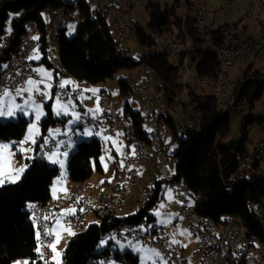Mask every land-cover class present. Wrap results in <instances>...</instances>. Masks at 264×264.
<instances>
[{
	"label": "trees",
	"instance_id": "1",
	"mask_svg": "<svg viewBox=\"0 0 264 264\" xmlns=\"http://www.w3.org/2000/svg\"><path fill=\"white\" fill-rule=\"evenodd\" d=\"M192 4L193 2L190 1L191 6ZM152 5L155 10L150 13V31L180 30L181 0H173L172 5L167 4L163 12L160 3H150L149 6ZM48 6L55 11L61 9L72 11L79 21L77 32L73 36L68 37L64 29L58 36L62 66L61 70H56V73L61 72L87 84H98L111 78L123 67L134 68L139 64H145V67H152L155 70L158 87L168 103L180 93L177 65L166 54L148 57L141 55L139 61L123 57L113 37L106 11L92 7L88 0H0V44L10 37L8 45L0 53V69L1 61H5L15 52L18 41L26 32L27 23L34 22L42 30L45 29L46 23L42 13ZM11 11L18 15L12 23L13 32L2 39L4 26ZM224 26L227 25L220 27ZM187 27L193 35L191 64L196 65L200 76L215 73L219 69L216 55L202 46L192 19L189 20ZM132 34H135L140 45L155 44L138 21L133 25ZM41 40L42 50L46 53L42 61L50 65L46 36H42ZM252 65L254 64L249 65L245 75L237 82L235 96L238 104H244L243 101L247 100L252 107H255V101L261 99L264 91V72L254 69ZM120 87L121 95L132 92L125 79L120 80ZM189 93L192 101L196 102L198 109L203 113L202 131L196 128L188 129L182 131L186 133V137H179L177 124L171 112L160 113L166 129H170L174 137L179 139L178 148L174 153L177 159L174 179L187 184L193 195L200 194L196 207L202 214L217 220L227 215L238 214L243 218L250 234L264 238L260 220L249 206L251 198L260 196L264 198V173L259 172L257 167V170L253 169L240 177L237 172L239 163L248 150L244 147V140L233 142L226 140L227 118L234 109L218 107L213 98L203 95L200 91L192 90ZM121 112L127 120L134 122L139 133L147 138L148 132L143 124V114L140 111H133L127 100ZM244 118L247 122L255 118L260 123L264 122V117H256L251 110L250 115ZM51 121H53L51 115L43 120L44 131ZM25 131V117L19 120L0 121V141L18 142L23 138ZM215 134L220 136L217 137ZM101 153L102 145L98 138L79 142L68 164L72 182L90 179L95 166L98 171L103 172ZM26 163L27 167L22 178L17 181L6 180L0 185V264H13L15 260H19L20 264H25L26 261H30L31 264H41L36 261L39 254L38 232L27 209V202L31 200L47 202L52 197L51 186L59 175L60 168L48 164L44 159H27ZM162 184L161 181L156 183L154 196L150 197L146 207L139 213L112 218L111 225L108 224L109 218L106 216L95 215L93 216L95 221L88 220L83 230L70 240L64 251L62 264H88L94 256L114 258L121 264H139L138 256L132 251L116 249L111 239L107 247L103 248L101 241L108 238L111 228L119 223L144 221L147 224L144 226L156 223L155 217L149 214V209L159 199ZM231 184L235 186L231 187Z\"/></svg>",
	"mask_w": 264,
	"mask_h": 264
},
{
	"label": "built area",
	"instance_id": "2",
	"mask_svg": "<svg viewBox=\"0 0 264 264\" xmlns=\"http://www.w3.org/2000/svg\"><path fill=\"white\" fill-rule=\"evenodd\" d=\"M114 7L116 13L115 23L118 24V28L122 34V38L125 44L132 36L133 22L131 11V0L129 6H122L121 0H108ZM235 0H224V4L231 5ZM98 0H95V7H97ZM221 7L222 14L226 16V6ZM198 11L201 18L203 27L207 29V36L210 38L211 47L218 48L219 51L227 52L226 61V73L229 76V83L223 91L225 107L234 109L240 115L244 116V111H250L242 104L239 105L235 96V82L230 74V70L244 65L254 64L259 60H264V0H249V3L244 11L246 19L254 22L256 35L246 33L243 30L228 31L224 27L221 29L223 34H227L230 40V49L221 50L217 43L214 42V38L210 34L209 25H205L204 15H207L205 11V4L203 0H198ZM67 12V11H66ZM187 12V10H186ZM71 16H74L72 11L67 12ZM186 14V13H185ZM59 17V13L54 15V20ZM54 25H46L42 30L36 23H27L26 32L20 38V45L17 46V52L7 60L1 61L0 69V97L5 89H16L22 83L30 79L34 75L32 62L29 58L34 47V40L30 36V32H36L40 37L50 34L54 29ZM157 33L162 40V47L175 48L176 54L179 57V64L182 58H189V54L193 51V39L191 46H188V56H181L180 44H183L180 40V31L178 41H171L167 30H153ZM10 41V37L5 39V45ZM149 50L148 47L141 45L142 52ZM51 66L56 69L55 58H50ZM191 65V63H190ZM190 74V67H189ZM58 73V72H57ZM58 76V75H57ZM196 78L198 80V88L203 95H207L209 89H213L212 75L200 76L196 70ZM55 93L60 100H71L78 103H91L95 99L99 101V112L94 114L93 109L89 107V110L85 111L83 116V122L86 126H95L102 129L106 136L108 134V127H111V121H107V114H114V118H118V110L116 103H110L108 97H105L104 87L98 91H89L84 86L77 82H70L68 84L62 83L59 77L53 83ZM189 86V91L190 87ZM158 90L157 79L155 70L152 67H146L143 77L139 80V96L148 106L147 114L150 118H156L152 116V108L163 107L166 109V101ZM191 99V97H190ZM192 100V99H191ZM157 103H156V102ZM197 106L195 101H192ZM262 103V109L260 112H264V97L260 99ZM203 113L200 110V115H189L186 112L185 125L195 126L196 117H202ZM130 123V154L127 156V178H118V190L116 193H109L108 186L104 183L103 188L99 193L90 199L89 193L92 190L91 185H86L81 190H72V185L65 191L59 192L58 207H54V210L48 213L49 223L51 227V236H44L46 241V254L50 263L51 245L56 239V235L52 228V217L54 212H59V209L63 206H70L73 211L64 214V221L70 226L73 231L77 230L78 224H83V217H92L97 208H104V216L108 217V224H113L112 219V207L114 205H121V214L119 218L126 216L128 209H132L130 214L139 213L144 207L146 202H149V196L146 193V189H142V185H139L140 195L138 197V203L134 206H126L125 198L130 195L129 182L130 180H139V169H136V160L142 159V149L148 148L145 142H140L136 133L134 122ZM157 123V118H156ZM157 127L160 124L157 123ZM156 135V130H151ZM260 139L257 142V153H264V129H260ZM37 145V151L34 158L44 159L48 153H51L58 148V141L54 138L49 140L39 139ZM151 161H154V169L160 176V181L165 183L167 187L172 191L174 199L181 203L185 216L189 224V232L195 238L194 256L195 260L190 263L188 257H183L182 249L175 244L164 230L163 227H157V225L145 227L142 224L140 226H132V222H123L112 227V235H108L111 240L116 239H128L130 242H140L143 244L151 245L159 252H164V255L168 256V264H245V258L259 257V264H264V238L250 234V231L246 226H240L239 215L231 214L223 217L221 223H213V217L201 216L195 207V200L198 198V194L193 195L190 188L182 181L174 179V173H172L167 153H158V151L151 150ZM147 161H143L145 164ZM264 173V163L256 161V154L246 153L242 158V164H239L238 175L243 177L245 173L257 170ZM27 209L32 210L39 218V211H43V201L31 200V203H27ZM251 210L258 216L262 229H264V212L257 206L256 203L251 202ZM252 240H259V248H252ZM88 264H121L114 258H102L100 256L92 257Z\"/></svg>",
	"mask_w": 264,
	"mask_h": 264
},
{
	"label": "rangeland",
	"instance_id": "3",
	"mask_svg": "<svg viewBox=\"0 0 264 264\" xmlns=\"http://www.w3.org/2000/svg\"><path fill=\"white\" fill-rule=\"evenodd\" d=\"M205 1L207 3L206 12L208 10V19H210L211 17L215 19L214 27H217L218 25H227L233 27L235 30H242L243 27L247 25L250 28L255 29L254 22L245 18L244 12L237 5V1H234L231 5H225L224 0ZM150 3H160V9L163 12L167 8V4L172 5L173 0H141L140 5L136 8L138 22L139 25L148 33L150 32V13L155 10V7L153 5L149 6ZM224 5L226 6V16L222 14L221 10V7H223ZM212 8H217V10L215 12L211 11ZM179 11L180 14L183 12L182 6L181 8H179ZM56 13H59V17L57 20H55V22H52L53 17ZM42 14L43 20L46 22V24H48V26L51 24L54 26L56 25V30L52 31V33L47 36L46 47L49 53L48 56H54V54L55 56L59 55L58 36L60 32L64 29V32L68 37L73 36L77 32L79 21L76 19V15L71 16L70 14H65L62 9L55 11L50 6L45 8ZM16 16H18L16 12H9L4 26L5 31L2 35V39L6 35H9L13 32L12 23ZM236 23H238L239 27L235 25ZM111 31L113 37L116 40V33L112 27ZM33 40L35 45L31 53L29 54V58L31 62L35 61V63H32L34 70V66L37 64V62H42L46 53L42 50L43 41L38 34L33 37ZM7 45H5V41L3 42V44H0V53ZM117 47L123 57H129L134 61H139L141 56V45L135 34H132L126 45H121L117 42ZM53 48H55L54 54L52 53ZM13 54L14 53H12L10 57ZM170 60L176 65L173 59ZM249 65L250 64H244L230 70V74L232 75L235 85L245 75V72L247 71ZM252 66H254V69L264 72V60H259ZM145 68V64H139L134 68L123 67L117 70L114 75L111 78H108L105 82L98 84H87L85 82L82 83L89 89L93 90H97L106 85L111 93V97L117 105V110L120 115L122 114L121 110L123 111L125 102L127 100V102L131 104L133 111H140L143 114V124L146 131L149 132L151 130H157L156 118L159 117L161 122L164 121L158 114L156 115V118L148 117V106L143 103L141 97L133 91L129 92L128 94L121 95L120 87L121 79L127 80L131 77H135L140 80L142 77L139 78V76L141 74L142 76L144 75ZM53 69L50 68L52 72L54 71ZM196 70V65L191 64L188 82L191 85L190 91L195 90L196 92H199L200 89L198 88ZM56 74L58 76H56L55 79H52L49 84L45 83L39 93L33 94L27 99H25V96L18 97L17 100L19 102L13 100L9 102L8 106H0V121L19 120L21 117H25L26 119V131L20 141H14V143L12 141H0V155H2L0 158L2 160V162H0V185L3 184V182H5L6 180L17 181L22 178L25 173V171H22V169L27 166L26 160L32 159L34 157L35 150L37 148V141L39 139L49 140L51 138H54L58 141V148L51 153H48L44 158V160H46L48 164L52 166L56 165L60 168V173L55 178L51 186L52 194L57 195V193L60 191L65 192L66 187L71 184L72 180L70 178L68 164L72 154L77 149V144L81 141H90L94 137L98 138L102 145L100 161L102 166L104 167V170H114L115 174L116 167L120 166L122 167L123 172L127 171V167L129 166L125 162L126 153L128 151L127 146L129 145L130 147V142L122 136L121 128L117 126L114 127L113 133L109 136H106L103 134L102 129L98 127L83 125V116L87 108L83 107L78 102L71 100H60L58 98V95L55 93L53 83L57 77H59L61 81L63 80L59 73ZM34 76L35 70L34 75L31 78H33ZM30 79L22 83L16 89H5L4 91H15L22 85L27 83ZM158 91L161 92L160 90ZM53 93L55 98L53 97ZM178 95H180L181 102L173 98L172 102L168 103L164 98L167 104L165 112H171V115L174 117L175 123L177 124L178 136L184 138L186 137V133L180 130L182 118L179 116V112H182V107L184 109L186 108L184 105L185 97L182 94V91H180ZM22 98L25 102H21L23 101ZM52 99L53 102L50 107H48ZM44 100L45 102H47V104L41 103L44 102ZM243 102L247 109L251 110L252 114H257L262 109V103L260 102V99L255 101V107H252L251 104L247 102V100ZM239 105L242 104L239 103ZM87 106L93 109L94 114H97L99 112V101L97 99L92 101ZM40 112L44 114H39ZM193 113L195 112L193 111ZM48 115H51L53 117V121L50 122V124L46 128V131H44L43 120ZM244 117L245 116L240 115L235 110L230 111L226 125V128H228L226 140L228 142L244 140V147L249 152H253L257 145V142L260 139L261 123L257 120V118H255L253 121L247 122V119H245ZM161 130L164 141L169 145L168 160L171 171L172 173H174L177 160L174 157V153L178 148L179 139L177 137H174V134H172L170 129H166L165 126ZM187 130L188 129L183 131ZM200 130L202 131L203 129ZM215 135H217V137L220 136L218 134ZM106 171L101 172L96 169V166L94 167L93 174L90 179H88V181L93 186L92 190L89 193V197L91 200H93V197H95L99 193L97 188L100 187L101 182L104 183V180H106ZM138 171L143 182L145 183L147 195L149 196V198H152V196H154L156 192V183L160 181L158 172L150 164L141 165ZM114 174H108V178L113 180ZM135 194L136 190L133 189L130 192V196L134 197ZM130 204L132 205V203ZM67 210L68 209L64 206L61 208V212L64 214L67 213ZM131 212L132 209L129 208L126 214L128 215ZM64 214L57 216L52 222V228L56 235V239L51 245L50 262L55 264H62L64 251L67 248L70 240L74 235L83 230L79 229L73 231L70 226L64 221ZM149 214L155 217L154 221L156 223H150L148 226L158 224L159 226L163 227L169 235L170 239L184 251V254L188 257L190 263H192L195 260V238L189 232L188 220L185 216L184 210L182 209L181 203L177 202L174 199L172 191L164 182L161 186L160 197L155 202V204L150 207ZM93 216L90 217L89 222H93L96 220ZM140 224H142L143 226L147 225L144 221ZM109 240V238H104L101 241V247H107ZM113 247L119 249L120 251H132L138 256L139 264H168L167 259L162 257L160 252L151 245L143 244L140 242H123L120 240H113ZM13 264H20V261L15 260ZM25 264L31 263L30 261H26Z\"/></svg>",
	"mask_w": 264,
	"mask_h": 264
},
{
	"label": "bare ground",
	"instance_id": "4",
	"mask_svg": "<svg viewBox=\"0 0 264 264\" xmlns=\"http://www.w3.org/2000/svg\"><path fill=\"white\" fill-rule=\"evenodd\" d=\"M190 1L193 2L192 6L190 5ZM89 4L92 7H95V0H88ZM141 0H131V11H132V22L133 25L135 22L138 21L137 17V11L136 8L140 5ZM183 12L180 16L181 21V28L180 30L174 29V30H167L171 41H178L179 39V31H180V40H182L183 44H180V53L181 56H188V46H191V41L193 39V35L191 34L190 30L187 27V24L190 19L193 20L195 28H196V35L200 39L202 46L209 51H212L219 62V69L211 74L214 84L213 89H209L207 91V96H210L213 98L218 107L225 108V102H224V95L223 91L226 88V85L229 83V76L226 73V61L227 60V52L226 51H219L218 48L211 47L210 45V38L207 36V29L203 27L201 18L199 16L198 11V0H181ZM130 0H121L122 6H129ZM97 7L101 8L103 11H106V14L109 18V21L111 23L112 28L115 30L116 33V40L121 45H126L125 41L122 38V34L118 28V24L115 23L116 20V13H115V7L108 1V0H98ZM65 14H67L66 9H62ZM187 10V12H186ZM206 11V9H205ZM186 13V14H185ZM204 22L205 25H209L210 28V34L214 38V42L217 43V46L221 50H228L230 49V40L229 36L227 34H223L220 28L214 27L215 25L208 19L207 15H204ZM34 23V22H29ZM225 29L228 31H235V29L231 26H225ZM52 29L51 31H53ZM149 37L151 40L154 41L155 44L153 45H144L143 47H148L149 50H146L145 52H142V56L148 57V56H160L161 54H166L170 59H173L177 65V80L180 84L182 94L184 95V105L185 109L182 107V112H179V116L182 118L181 124H180V130H186L190 128H196L201 129V118L202 117H196V124L195 126H186L184 121L186 118V112H189V115H200V109L190 99V91H189V67L191 63V53L189 54V58H182L181 63L179 64V57L176 54L175 48H169V47H162V40L159 37L157 33H154L153 30L149 32ZM20 45V40L18 41L17 46ZM17 52V47L16 51ZM55 58L56 62V69H60L61 61L58 56H53ZM128 84L130 85L132 91L139 94V80L135 77H131L130 79H127ZM105 97H108V100L110 103H115L113 98L111 97V93L108 90V88L104 87ZM264 97V91L262 93L261 98ZM175 99L179 102H181L180 95H177ZM143 103L146 105V103L143 100ZM89 103H81V105L87 110H89V106H87ZM228 108V107H227ZM166 109L163 107H154L152 108V116L156 117V115H160V113H165ZM193 111L195 113H193ZM250 115V111H244V116ZM149 117V115H148ZM256 117H264V112H259L256 114ZM107 121H111V127H108V134H112L114 127L118 126L121 128V133L124 138H126L129 141V133H130V123L128 120L120 113H118V118H114V114H107ZM157 123L160 124V126H165L164 122H161L159 117L157 118ZM84 125V122H83ZM136 133L138 136V139L140 142H145L146 146L148 148L142 149V159L143 160H136V169H139L141 165H143V161H147L145 164H150L154 168V161H151V150L158 151V153H168L169 151V145L164 141V138L161 133V129L163 127H157L156 135L153 134L151 131L148 132L147 138H144L138 131L137 126L135 125ZM95 127V126H91ZM264 129V122L261 123V128ZM103 134L105 135L104 131L102 130ZM217 133V132H216ZM248 154H256V161L259 163H264V153H257V147H255L253 152H249ZM127 163V158H126ZM239 164H242V159ZM116 175L118 178H127V171L123 172L121 168H117L114 174V179H107L105 183L108 186V192L109 193H116L118 190V180L116 179ZM86 185H91V183L88 180L84 181H75L72 183V190H81ZM139 185H142V189H146L145 183L143 182L141 176L139 180H130L129 182V191L131 192L133 189L136 190V194L134 197H131L128 195L125 198V205L126 206H134L136 203H138V197L140 195V188ZM234 184H231V187H234ZM59 192L57 193L56 197H51L47 202L43 201V211H39V218L36 216L32 210L28 209L31 213V218L34 222V225L38 232V257L36 261H39L41 264H49V261L47 259V254L45 252L46 250V241L44 236H51V227L49 223L48 213L50 211L54 210V207H58V200H55L58 198ZM200 197V194H198V198ZM196 198L195 200V207L196 202L198 200ZM251 202H254L257 204L259 208H261L264 212V198L263 197H257V198H251L249 200V206L251 209ZM27 203H31V201H28ZM132 203V205L130 204ZM197 210V207H196ZM197 212L201 216H209L206 214H202L197 210ZM121 214V205H114L112 207V218L118 217ZM97 215L98 217H104V208H97L94 212V216ZM212 217V216H210ZM90 217H83V224L77 225V230L83 229L87 224ZM213 223H221V220H217L213 218ZM239 224L240 226H246L243 222V218L239 215ZM140 223L132 222V226H140ZM157 227H161L157 224ZM248 229V228H247ZM249 230V229H248ZM264 230V229H263ZM108 235H112V228L109 231ZM123 242H130L128 239H116ZM252 248H259V240H252ZM183 252V257H187ZM161 256L167 259L168 256L164 255V252H160ZM50 258H51V252H50ZM245 264H259V257H249L245 258Z\"/></svg>",
	"mask_w": 264,
	"mask_h": 264
},
{
	"label": "crops",
	"instance_id": "5",
	"mask_svg": "<svg viewBox=\"0 0 264 264\" xmlns=\"http://www.w3.org/2000/svg\"><path fill=\"white\" fill-rule=\"evenodd\" d=\"M204 1V4H205V9H206V7H207V3H206V1L205 0H203ZM235 1H237V5L240 7V9L244 12L245 11V8L247 7V5H248V3H249V0H235ZM217 10V8H212V10L211 11H216ZM207 12H208V10H207ZM226 15H227V13H226ZM58 19V18H57ZM57 19H55V20H57ZM55 20H54V17H53V20H52V22H55ZM213 24H215V19L213 18V17H211L210 19H209ZM46 23V22H45ZM46 25H48V24H46ZM236 25V24H235ZM54 27V30H56V25L55 26H53ZM237 27H239L238 25H237ZM53 30V31H54ZM237 30H240V29H237ZM244 32H246V33H251V34H253V35H256L257 36V34H256V31H255V29L254 28H250L249 26H244L243 27V29H242ZM52 33V31L50 32V34ZM30 36H31V38L33 39V37H35L37 34H36V32H34V31H31L30 33ZM49 35V34H48ZM48 35H46V39H47V36ZM53 52V54L55 53V48H53V50H52ZM49 54V53H48ZM54 56H55V54H54ZM56 56H58L59 57V55H56ZM49 57V56H48ZM52 56H50L49 57V60H50V58H51ZM32 63H35V61H32ZM50 65H51V63H50ZM50 65H48V64H46V62H44V61H42L41 63H38L37 62V64L34 66V70H35V76L33 77V78H31L27 83H25L24 85H22L19 89H17V90H15V91H12V90H6V91H4V93L2 94V96H1V98H0V106L1 105H5V106H8V104H9V102H11V101H13V100H16L17 102H19L18 100H17V98L18 97H21V96H25V99H27V98H29V97H31L33 94H37V93H39L40 92V90L42 89V86L45 84V83H50V81L52 80V79H55V77L57 76V74L55 73L56 71H55V69H53V67L52 66H50ZM61 66L62 65H60V70H61ZM50 68L51 69H53L54 71L52 72L51 70H50ZM236 68V67H235ZM59 75L61 76V78H62V82L64 83V84H68V83H70V82H73V81H75V82H77V83H79V81H76V80H74L71 76H66V75H63V74H61V72L59 73ZM232 76V75H231ZM141 77H143L142 76V74L139 76V78H141ZM65 81V82H64ZM79 84H81L82 86H84L85 87V89H87V90H89V91H98L99 89H101V88H103V87H105V86H103V87H101V88H99V89H97V90H93V89H89L87 86H85L82 82H80ZM107 87V86H106ZM53 88V87H52ZM52 92H53V89H52ZM53 97L55 98V96H54V93H53ZM53 98V99H54ZM53 99H52V101L50 102V105L52 104V102H53ZM22 100H23V98H22ZM21 102H25L24 100L23 101H21ZM41 103H44V104H47V102H45V100H44V102H41ZM78 105V104H77ZM96 105H97V103H96ZM39 114H44V113H42V112H40ZM116 127V126H115ZM118 127V126H117ZM261 136V135H260ZM13 142V141H12ZM14 143V142H13ZM127 149H128V151H127V153H126V158H127V156L130 154V147H129V145L127 146ZM36 151H37V148H36V150H35V154H34V157H35V155H36ZM1 156L2 155H0V158H1ZM33 157V158H34ZM0 162H2V160L0 159ZM126 163V162H125ZM27 167V166H26ZM26 167H24L23 169H22V171L24 170H26ZM103 167V166H102ZM117 168H121L122 169V167H120V166H118V167H116V170H117ZM128 169H129V167H127ZM127 169V170H128ZM123 170V169H122ZM103 171H106V170H104V167H103ZM107 172V178L109 177V175H110V173L111 174H114V170H109V171H106ZM109 174V175H108ZM107 178H105L106 180H107ZM106 180H104V183H105V181ZM9 181H13V180H9ZM104 183H102L101 182V184H100V187L99 188H97L98 189V191H100L102 188H103V186H104ZM72 185V181H71V184L69 185V186H67L66 187V190L70 187ZM91 186H92V184H91ZM93 187V186H92ZM65 190V191H66ZM52 191V190H51ZM97 191V192H98ZM61 192V191H60ZM63 192V191H62ZM51 194H52V192H51ZM52 197H56V195L55 194H52ZM65 208H67L68 210H67V213H69V212H71V211H73V208L72 207H70V206H64ZM62 208V207H61ZM61 208L59 209V212L60 213H58V212H54L55 214H54V216L52 217V222H53V220L57 217V216H60V215H63L64 213H62L61 212Z\"/></svg>",
	"mask_w": 264,
	"mask_h": 264
}]
</instances>
